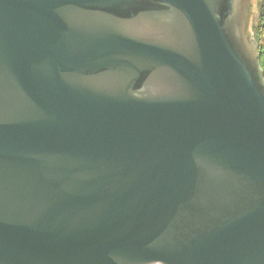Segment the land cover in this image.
Returning a JSON list of instances; mask_svg holds the SVG:
<instances>
[{
  "label": "water",
  "instance_id": "water-1",
  "mask_svg": "<svg viewBox=\"0 0 264 264\" xmlns=\"http://www.w3.org/2000/svg\"><path fill=\"white\" fill-rule=\"evenodd\" d=\"M251 0H0V264H264Z\"/></svg>",
  "mask_w": 264,
  "mask_h": 264
},
{
  "label": "trees",
  "instance_id": "trees-1",
  "mask_svg": "<svg viewBox=\"0 0 264 264\" xmlns=\"http://www.w3.org/2000/svg\"><path fill=\"white\" fill-rule=\"evenodd\" d=\"M258 4L259 11L256 19L257 21H255L251 31H249V35L258 44V62L264 80V0H258Z\"/></svg>",
  "mask_w": 264,
  "mask_h": 264
},
{
  "label": "rangeland",
  "instance_id": "rangeland-1",
  "mask_svg": "<svg viewBox=\"0 0 264 264\" xmlns=\"http://www.w3.org/2000/svg\"><path fill=\"white\" fill-rule=\"evenodd\" d=\"M251 12H250V16H249V27H248V31H251L253 25L255 24V21H257V17H258V11H259V4H258V0H251ZM252 35V32H251Z\"/></svg>",
  "mask_w": 264,
  "mask_h": 264
}]
</instances>
